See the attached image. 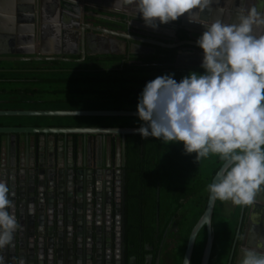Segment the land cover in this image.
I'll return each instance as SVG.
<instances>
[{"label": "water", "instance_id": "water-1", "mask_svg": "<svg viewBox=\"0 0 264 264\" xmlns=\"http://www.w3.org/2000/svg\"><path fill=\"white\" fill-rule=\"evenodd\" d=\"M54 1L65 27L78 20L79 8L86 13L87 9L95 11L97 2L115 3V0ZM254 3L255 0H213V11L210 15L206 13L205 17L209 22L217 18L232 22L238 6L247 9ZM42 7V0H30L28 10L33 14V22L37 16L36 8L42 11ZM122 7L128 10L116 12L118 28L95 27L96 30L101 35L108 33L125 42L131 40L135 46L159 44L128 33L127 29H119L135 11L132 5ZM94 17L97 18L91 15ZM177 20L193 31L204 30L199 23H189L185 16ZM37 21L43 22V16L40 15ZM82 55L86 56L85 51ZM8 116L137 117L136 109L0 110V117ZM138 128L120 125H25L0 120V181L5 182L12 193L11 211L19 225L12 246L0 250L5 264H18L21 258L24 264H127L125 141L127 134L139 133ZM118 137L120 146H117ZM215 203L207 199L203 213L190 231L182 264H185L184 260L190 264L196 237L203 227L206 228V241L199 264H209L215 237L212 228ZM251 206L252 212L263 209L264 193ZM245 207H241L227 264L232 262ZM158 224L157 209V230ZM245 246L242 241L241 247ZM241 254L240 248L236 264H239ZM149 258L152 261L153 255ZM156 264H159L158 259Z\"/></svg>", "mask_w": 264, "mask_h": 264}, {"label": "clouds", "instance_id": "clouds-1", "mask_svg": "<svg viewBox=\"0 0 264 264\" xmlns=\"http://www.w3.org/2000/svg\"><path fill=\"white\" fill-rule=\"evenodd\" d=\"M213 0H115V6H134L153 29L185 16L204 31L196 39L202 49L200 67L179 82L172 74L147 81L138 95L137 131L142 138L162 143L182 142L195 161L210 156L220 161L208 199L254 205L264 193V0L236 8L235 20L212 19ZM222 11V10H221ZM12 193L0 181V250L11 247L19 227ZM243 247L239 264H264V251ZM185 264H188L186 260ZM0 264H5L0 255ZM18 264H24L21 258Z\"/></svg>", "mask_w": 264, "mask_h": 264}, {"label": "trees", "instance_id": "trees-1", "mask_svg": "<svg viewBox=\"0 0 264 264\" xmlns=\"http://www.w3.org/2000/svg\"><path fill=\"white\" fill-rule=\"evenodd\" d=\"M157 53H166L161 57L157 66L128 65L121 62L123 55L108 54L89 56L87 60L95 61L93 65L100 69L103 76L84 78L83 84L97 83L95 89L100 101L109 103L115 109H136L138 95L147 81L138 80V77L154 79L158 75L172 74L178 82L190 71L203 72L201 67L187 68L183 70L173 64L172 50L159 47ZM170 54V55H168ZM146 61L157 60L159 55L144 57ZM116 62V66L112 63ZM98 70V69H97ZM146 73V75H143ZM132 80H129V78ZM137 78V79H136ZM58 82V81H57ZM64 84L73 82L62 81ZM51 88L58 85H51ZM59 84V83H57ZM83 90V91H82ZM78 92L84 94L93 90L82 89ZM48 97L58 98V89L47 90ZM63 95L66 89L61 90ZM74 95H78V94ZM53 98V99H54ZM97 104V103H95ZM130 126H140L141 121L135 117H127ZM138 118V117H137ZM195 153L185 154L182 146H173L165 149L164 143L154 137L142 138L140 133L126 135L125 141V241L126 259L134 255L140 262L146 244H152L157 232L156 219L158 209L160 236L170 227L167 237L180 235V243L177 244L178 253L172 252L169 240L164 247L162 264H181L190 231L199 216L203 213L208 199L207 185L220 167V161L216 157L202 159L199 163L194 159ZM205 171L207 173H205ZM181 179L183 185H176ZM217 202V201H216ZM193 204L199 210V215L191 219L185 216L187 204ZM212 217V228L214 232V213ZM198 244L194 246L196 259L193 264H199L206 240V228L199 233ZM215 236V232H214ZM196 244V243H195ZM231 245V244H230ZM215 246V239L213 248ZM211 252L209 264H215ZM142 252V253H141ZM196 253V254H195ZM226 264V260L220 261Z\"/></svg>", "mask_w": 264, "mask_h": 264}, {"label": "crops", "instance_id": "crops-1", "mask_svg": "<svg viewBox=\"0 0 264 264\" xmlns=\"http://www.w3.org/2000/svg\"><path fill=\"white\" fill-rule=\"evenodd\" d=\"M42 2L43 9L41 11L40 8H36L37 16L33 22L31 20L33 14L28 10L30 0H0V110L115 109L108 105L95 106L94 97L90 95L78 97L71 93L77 94L79 84H83L80 80L85 78L82 77L83 74L89 78L93 77L90 73H95V65H91L87 60L89 56H95L89 36L95 34V27L110 28L108 23L116 19L118 16L116 12L122 8L118 9L114 2L110 4L97 2L95 11L87 9L85 13L83 8H79V18L75 22L77 24L73 22L70 27H65L59 17L55 1ZM40 15L44 18L43 22L37 21ZM91 15H96L97 20L95 17L91 18ZM132 18L134 20L129 25L128 33L145 36L147 31L154 30L146 26L137 13ZM104 34L109 36L108 33ZM84 51L85 53L89 51L85 57L82 55ZM61 80L73 83L62 84ZM47 82L58 86L51 88L46 85ZM55 88L58 89L60 96L49 98L47 90ZM63 89H66L65 95L61 94ZM118 118L123 117L8 116L0 117V120L25 125L130 126L128 118H125L129 120L128 122L120 121ZM117 146H120V137L117 139ZM249 218L250 214H246L245 219ZM261 241H264V232L260 234L257 244ZM258 250L264 251V246Z\"/></svg>", "mask_w": 264, "mask_h": 264}, {"label": "flooded vegetation", "instance_id": "flooded-vegetation-1", "mask_svg": "<svg viewBox=\"0 0 264 264\" xmlns=\"http://www.w3.org/2000/svg\"><path fill=\"white\" fill-rule=\"evenodd\" d=\"M121 8L122 10L127 9L125 7H121ZM135 13H137L136 10L131 12L132 16ZM116 19H112V21L108 23L109 26H111L110 27L111 29H114V27H117L115 24ZM66 20L67 19H64V21ZM132 20L134 19L130 17L127 20V23L125 22L124 24H122V26L119 29H122L123 31H124V28L125 30L127 29L126 31L130 30L129 25L131 24ZM203 31L201 29H197L193 31L191 27H188V28L183 27L180 21L176 20L168 24L159 25L158 29L155 28L153 31H147L145 36H143L145 39L159 42V44H156V45L148 44L146 46H135L133 45V42L131 40H127L125 42V40L116 38L111 35L109 36L101 35V33H99L97 30H95V34H91L89 36V42H90L91 49L95 51V55H108V54L123 55L124 57L123 59H121V62H127L128 65L135 64V65H144L146 67L157 66L160 63V60H161L160 58L167 55L166 53H157L159 47L169 49V50H172V55H173V62L171 64L183 70H186L187 68L200 67L201 60H202V49H200L196 45V39L201 35ZM129 33L134 34L132 32H129ZM192 34H193V37H192ZM162 44H173L174 46L169 47V46H164ZM153 55H157V56L159 55V59L150 60V61H146V59H144V57L153 56ZM88 63L92 65L95 63V61L88 60ZM116 64H117L116 62L112 63L113 66H116ZM143 75H146V73H143ZM129 80H132V78L130 77ZM138 80L149 81L151 80V78L149 79L146 77H138ZM240 211H241V206L237 214L234 234L231 237L232 240H234V237L237 231ZM246 214H250V218L248 220L245 219ZM251 221H253V223H250ZM169 230H170V227L160 236V229L158 226V230L153 238V243L146 244L145 245L146 251L144 253L141 252L143 254V261L141 262L140 260L139 262L134 255H131L129 259L127 260V264H156L157 259L159 260V264H162L164 247L166 245V242L169 240L172 242V244L170 245V247L173 248L172 252L174 254L175 253L179 254L180 252H179V249H177V244L180 243L179 238L181 236L177 234L173 237H167ZM263 232H264V208L255 210L254 212H252V206L251 205L246 206L240 233L238 236V240L236 243V248L233 254L231 264H236L238 251L240 248L241 249L243 248L241 247V242L244 241L247 247H254L257 245V240L260 237V234H263ZM199 233L196 237V241H195L196 244L194 246L198 244V239L200 237ZM232 243H231V247H232ZM186 245H187V242H186ZM126 250H127V247H126V241H125V254H126ZM194 251H195V248L193 249L190 264H193L194 260L197 257L196 255H194ZM150 255H153L152 261L149 258ZM229 255H230V252L228 254L227 260L229 258ZM227 260H226V264H227Z\"/></svg>", "mask_w": 264, "mask_h": 264}, {"label": "rangeland", "instance_id": "rangeland-1", "mask_svg": "<svg viewBox=\"0 0 264 264\" xmlns=\"http://www.w3.org/2000/svg\"><path fill=\"white\" fill-rule=\"evenodd\" d=\"M96 67L97 68H95V73H93V74L90 73V74L93 77H95V76L96 77L97 76H103L104 73L100 72V69L102 67H98V66H96ZM83 75H85V74H83ZM83 75H82V77H86V75L85 76H83ZM62 84H64V83H62ZM46 85H48V84H46ZM51 85H53V84H51ZM79 85H80L79 89H84V88L88 87V89L90 88L89 90H93L92 92L84 93V94L78 92L77 94L80 95V97H82V95L86 96V97L88 95H90L92 98L94 97L93 100H95V103H97V104H95V106H97V105H99V106L108 105L109 106L110 105L109 103H106V102H103V101H100V103L96 101V98L97 99L99 98L98 95H96L97 93H95V89H98V86H97L98 84L97 83L96 84L95 83L88 84V82H87V84L80 83ZM78 95H76V96H78ZM125 118H127V117L118 118V119L120 121L128 122L129 120H126ZM135 119H138V118L135 117ZM138 121H139V119H138ZM164 146H165V149L168 150V149H170L173 146H182L183 147V144H182V142H175V143L174 142H170L168 144L164 143ZM211 157H213V156H210L209 158H211ZM205 173H207V172L205 171ZM183 184H185V182L182 181L181 179H178L176 181V185H183ZM238 207L239 206L232 204L230 201L220 202V201L217 200V202H216V209H215L214 220H213V224H214V227H215V229H214V232H215V246L213 248V256H214L215 262H216L215 264H221L220 261L227 260L228 254H229L230 249H231V245L230 244L233 241L231 239V237L234 234L236 218H237V214L239 212ZM185 208H186L185 216H186L187 219H191V218L196 217V216L199 215V213H198L199 210H197V207L194 206L193 204L189 203V204L186 205Z\"/></svg>", "mask_w": 264, "mask_h": 264}]
</instances>
